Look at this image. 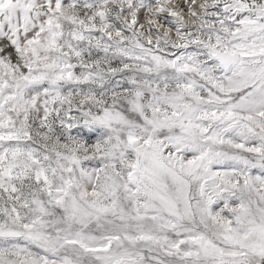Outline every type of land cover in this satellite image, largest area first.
Listing matches in <instances>:
<instances>
[{
    "label": "snow or ice",
    "instance_id": "obj_1",
    "mask_svg": "<svg viewBox=\"0 0 264 264\" xmlns=\"http://www.w3.org/2000/svg\"><path fill=\"white\" fill-rule=\"evenodd\" d=\"M0 264H264V0H0Z\"/></svg>",
    "mask_w": 264,
    "mask_h": 264
}]
</instances>
